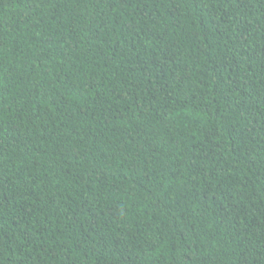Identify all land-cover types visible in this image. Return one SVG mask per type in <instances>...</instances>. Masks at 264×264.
I'll return each mask as SVG.
<instances>
[{
  "label": "trees",
  "instance_id": "trees-1",
  "mask_svg": "<svg viewBox=\"0 0 264 264\" xmlns=\"http://www.w3.org/2000/svg\"><path fill=\"white\" fill-rule=\"evenodd\" d=\"M0 264H264V0H0Z\"/></svg>",
  "mask_w": 264,
  "mask_h": 264
}]
</instances>
